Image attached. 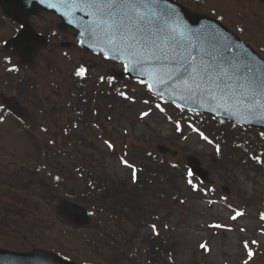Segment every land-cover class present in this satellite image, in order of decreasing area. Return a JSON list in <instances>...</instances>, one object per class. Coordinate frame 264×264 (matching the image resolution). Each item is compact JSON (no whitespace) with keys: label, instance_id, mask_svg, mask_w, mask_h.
Here are the masks:
<instances>
[{"label":"rangeland","instance_id":"374dc122","mask_svg":"<svg viewBox=\"0 0 264 264\" xmlns=\"http://www.w3.org/2000/svg\"><path fill=\"white\" fill-rule=\"evenodd\" d=\"M225 1L234 6L242 4L244 10L250 9L249 7L252 8L253 12H249L246 21L249 26L246 37L264 43V0ZM214 4L215 2H211L210 5ZM49 18H53V15H49ZM260 19H262L261 22L259 21ZM38 22L39 24L45 23L43 19H39ZM9 32H11L10 29L0 25V39ZM60 41L52 42L40 52L35 64L23 72L26 78L21 83H18L15 78L20 71L3 78L4 73L2 70H4L5 64L1 62L0 58V95L2 92L8 95H16L22 103L24 102L29 110L26 121L37 132H40L39 126L41 123L45 122L50 125L47 140H57V145L66 150H72L76 146L77 153L75 157L71 153L68 161L77 162L78 160L95 166L100 165L106 170L107 175L116 179L131 181L132 170L128 167L126 168L124 164L121 165L119 156L121 154L111 153V150L104 144L106 138L114 137L120 149H124L122 153L124 157L126 155L133 157V143L146 145L149 152H157V145L163 143L178 150V155L175 157L178 162L183 163L190 154H199L202 157L200 158L204 166L207 168L212 167L211 165L215 161L212 155L213 148L203 141L200 135L191 132L183 135V137L176 135L174 127L164 121L165 116L158 110H152L143 119L140 117V113L148 111L150 105L143 103L144 93L141 91L140 84L136 81H129L130 86L135 88L132 92L134 100H137L135 103L115 104L111 111L113 113H110L112 119H108L105 116L106 110L104 107L103 115L98 119V125H96V120L92 119L88 114H82L84 119L88 121L81 122L82 124L76 131L69 129L67 124L70 121H78L74 109L80 107L75 101L71 109L66 105L67 90L70 88L71 82V71L76 63L81 61L82 56L85 58L88 56L84 52L72 49L69 52V60L64 58L60 46L56 47ZM90 59L96 62L98 70H109L111 66L110 63L104 62L100 57H91ZM12 64L16 63L13 62ZM50 76L60 82L61 91H56L52 88ZM3 82L9 86L7 91L3 90ZM37 84L39 85L37 86ZM20 131L21 137L26 140L32 152L35 153L36 151L37 154L38 151L32 142L36 138L27 131L22 129ZM69 131L71 132L69 133ZM75 137L76 144L72 143ZM78 139L83 141L81 142ZM55 146L49 145V149L52 155L51 159L56 163L58 156H54L56 155ZM0 147L22 161L31 160L32 155L28 149L19 141L16 144V140L12 136H7L5 140L1 141ZM126 150L130 151L127 152ZM166 156H168V159L172 157L171 155ZM6 158L1 159L6 162L13 159L12 157ZM49 167L70 179L71 183L68 186L72 187L76 182L75 187L78 186L79 189L84 187V183L76 177L74 169L67 162L65 165L64 162L63 165L61 163L50 164ZM211 170L213 179L220 181L222 184L226 182L223 178L225 171H217L214 168H211ZM232 175L233 179L237 178V183H235L236 191H233L231 202L235 206H239L241 201L246 200L243 211L246 216L233 221L232 224L235 230L226 232L225 236L222 235V231L218 236H213L210 231L202 229L200 225V223L209 222L213 219H220L222 222L229 223V219H227L229 211L221 205L209 207L199 199H192L185 203L178 201L171 210H167L172 224L177 227L176 230L170 231V233L172 242L176 245L175 252L177 261L180 264H197L200 261L205 264H224L226 262L225 258L233 264H241V259L247 257V252L243 247L244 241L251 242L254 238H257L264 245V234H256L252 230L260 225V221L254 219L256 214L253 210L256 212L259 208L258 202H255L254 199L260 198L264 192V174L256 176L255 172L247 173L240 168H236ZM46 177L44 173L35 174L34 178L31 176L30 178L33 181L31 188L25 182L22 183V186L27 188L32 194L31 201L33 206L29 212H13L10 216L12 218L9 220V217L4 226H0V245L13 247L18 250L46 248L61 251L77 261L85 260L92 264H106V258H117L119 252L113 248L111 243L113 236L111 234L107 235L106 230L102 226L95 225L89 229L79 231L57 220L45 206L41 204L35 206L36 198L38 199L37 194H56L60 196V192L57 193L58 191L52 188L49 179ZM148 191L147 198L142 200L152 202L154 199L152 198L153 192ZM24 212L27 213L25 214ZM251 215L254 218L250 217ZM241 226L250 227V231H241ZM129 228L133 230L131 224ZM103 231L106 232V235ZM147 231L150 230L146 229L145 232ZM207 236L211 238L209 240L211 252L206 255L201 253L200 245L203 244V238ZM116 241L120 247L123 245L128 247L130 258L128 264H147L145 261H140L139 258L135 259L133 257L135 255L129 250L130 244L125 241L123 235L117 236Z\"/></svg>","mask_w":264,"mask_h":264},{"label":"snow or ice","instance_id":"6c2138e0","mask_svg":"<svg viewBox=\"0 0 264 264\" xmlns=\"http://www.w3.org/2000/svg\"><path fill=\"white\" fill-rule=\"evenodd\" d=\"M49 7L57 11L61 7L66 9L62 14L72 15L80 35L86 37L78 43L84 45L91 41L88 47L99 49L97 54L105 60L120 61L123 70L136 74L137 83L156 100L163 102L167 95L169 102L181 110H185L184 105L177 103L176 97L185 103H199L201 107L214 105L210 108L212 112L223 110L228 115L246 120L264 119V63L257 64L244 51L243 45L232 41L219 28L204 24L192 27L175 8L169 6L168 0H56ZM77 12L84 13L87 19L77 18ZM10 71L19 69L13 65ZM84 72L83 66L75 70L77 76H82ZM100 79L103 81L105 77ZM113 79L107 77L108 83H112ZM119 95L124 99H135L124 91H120ZM143 103L150 105V99ZM155 108L165 111L160 102L155 103ZM150 112L151 107L142 111L140 117L143 119ZM2 120L3 116H0ZM176 127L179 131V121ZM193 130L199 132L205 141L212 142L198 128ZM104 144L109 149L115 147L110 140H104ZM216 150L220 151L219 144ZM253 159L264 164L258 156ZM120 162L133 169L135 182V166L124 156L120 157ZM55 179L59 181L60 177ZM188 183L192 185L191 180ZM192 187L199 190L196 185ZM233 211L230 217L233 221L244 215L242 210ZM260 218L264 220V212ZM152 227L155 231L156 226ZM209 227L228 226L211 224ZM250 243L254 245L258 242H243L248 258L242 264H249L254 256ZM200 247L208 250L205 244Z\"/></svg>","mask_w":264,"mask_h":264},{"label":"water","instance_id":"95a60500","mask_svg":"<svg viewBox=\"0 0 264 264\" xmlns=\"http://www.w3.org/2000/svg\"><path fill=\"white\" fill-rule=\"evenodd\" d=\"M180 16L183 18V20L185 22H187L189 25H191L192 27H199L201 24L207 25V23H203V22H198V18L195 16H191L189 13H183L180 14ZM198 22V23H197ZM231 38V37H230ZM232 41L236 42L237 44H240L239 42H237L235 39L231 38ZM242 45V44H241ZM244 49V46H243ZM130 74V73H129ZM130 76L136 77V74H130ZM165 97H168L167 95H165ZM169 98V97H168ZM176 100L178 103L183 104L185 107L191 108V109H196V110H201V111H208V112H212L210 110L211 107H214V105H207L204 107H201L199 103H193L191 101L185 103L184 101H180L178 97H176ZM215 114H219V115H223V116H228L231 117L233 119L242 121V122H246V123H250V124H255V125H260V126H264V119H254V118H249V119H244V118H237L235 116H231L226 114L223 110H218L217 112H212ZM63 203V202H62ZM61 209V208H60ZM51 256V254H50ZM43 263V262H42ZM49 263V260H48ZM69 264V263H68Z\"/></svg>","mask_w":264,"mask_h":264},{"label":"trees","instance_id":"16d2710c","mask_svg":"<svg viewBox=\"0 0 264 264\" xmlns=\"http://www.w3.org/2000/svg\"><path fill=\"white\" fill-rule=\"evenodd\" d=\"M206 121H209V120H206ZM122 200H123V198H122Z\"/></svg>","mask_w":264,"mask_h":264}]
</instances>
